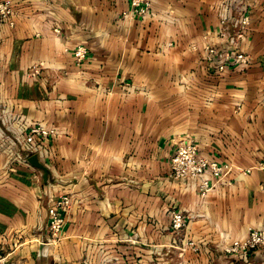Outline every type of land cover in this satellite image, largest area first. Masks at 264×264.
Returning a JSON list of instances; mask_svg holds the SVG:
<instances>
[{
	"label": "crops",
	"instance_id": "1",
	"mask_svg": "<svg viewBox=\"0 0 264 264\" xmlns=\"http://www.w3.org/2000/svg\"><path fill=\"white\" fill-rule=\"evenodd\" d=\"M7 1L15 23L0 22V101L20 122L58 134L47 175L28 164L0 171L5 262L145 264L153 252L178 254L186 239L204 248H189L198 262L264 264L259 251L220 253L264 227V0H245L250 64L222 73L208 68L203 48L205 35L221 41L224 0H153L134 16L130 0ZM79 45L88 48L81 63ZM188 138L232 165L205 196L170 173ZM62 193L72 198L65 235L50 244L47 206ZM171 209L186 212V228L173 230Z\"/></svg>",
	"mask_w": 264,
	"mask_h": 264
},
{
	"label": "built area",
	"instance_id": "2",
	"mask_svg": "<svg viewBox=\"0 0 264 264\" xmlns=\"http://www.w3.org/2000/svg\"><path fill=\"white\" fill-rule=\"evenodd\" d=\"M152 2L153 0H130V8L126 13L129 16L145 15L150 12ZM218 10L220 17L218 36L221 41L215 42L205 35L203 60L208 68L216 73H222L232 67L245 68L251 61L249 53L242 47V41L247 38L251 26L249 6L245 0H224ZM12 15L13 8L9 1H0V21L14 25ZM87 52L86 46H77L74 50L76 62L81 63ZM38 72L39 68H35L34 74ZM17 124L20 129L12 127L11 134L6 133L0 125V148L10 152L8 154L12 161L17 160L32 165L29 158L34 154L39 160L45 161L52 151L51 140L58 134L56 126L44 122L27 124L20 120ZM259 166L264 167V161ZM231 168L230 162L220 161L202 152L199 144L189 138L180 141L170 160L171 175L196 182L203 196L207 195L216 181ZM71 203V195L62 193L48 204L47 243L56 244L62 239ZM170 216L174 231H180L188 226V215L184 210L171 209ZM182 244L183 252L187 247H191L194 251H202V246L193 240L185 239ZM222 251L239 258H248L251 253L257 251L264 254V227L251 226L245 236L233 238L223 246ZM0 264H7L5 257L1 255Z\"/></svg>",
	"mask_w": 264,
	"mask_h": 264
},
{
	"label": "rangeland",
	"instance_id": "3",
	"mask_svg": "<svg viewBox=\"0 0 264 264\" xmlns=\"http://www.w3.org/2000/svg\"><path fill=\"white\" fill-rule=\"evenodd\" d=\"M2 1V0H0ZM9 3L12 5L13 8V4L9 1ZM0 22H6V21H0ZM1 41V40H0ZM1 44V43H0ZM3 63L2 60H0V77H1V71L3 69ZM34 73V71H33ZM37 74V73H35ZM40 75V77L42 78L43 76H41V72L38 73ZM13 109H11L10 105L0 101V125L4 128L5 132L8 134L12 133L13 128L11 126H9V123H15L17 124V121L19 120V116L17 114H14V112H12ZM5 119H8L6 122L4 121ZM0 153L3 154V161L0 167V171L2 172L3 170H6L5 172H14V170H18L19 167H23V166H27V163L24 162H20V161H12L9 158V151L3 150L0 148ZM41 161V160H40ZM43 162V161H41ZM20 167V168H21ZM3 174V173H2ZM65 235V232L63 233V237ZM62 237V238H63ZM183 244L181 242L180 245V249H179V253L177 254V252H173L172 250L164 253V254H157L154 253L153 250L151 252H153L152 254L154 255L153 259H151L150 262L145 263V264H206L205 262H198L193 260L192 256H189V248L187 247V249L183 252L182 250ZM204 250V248H202ZM191 250V249H190ZM212 251V250H211ZM210 251V252H211ZM196 252V251H194ZM201 252V251H200ZM205 252V251H204ZM210 252H208L210 254ZM220 253H224V252H220ZM158 257V258H156ZM217 264V263H215Z\"/></svg>",
	"mask_w": 264,
	"mask_h": 264
},
{
	"label": "water",
	"instance_id": "4",
	"mask_svg": "<svg viewBox=\"0 0 264 264\" xmlns=\"http://www.w3.org/2000/svg\"><path fill=\"white\" fill-rule=\"evenodd\" d=\"M29 161L30 163L33 165V166H36L42 170H44L45 174L47 175L48 174V169L46 167V165L41 162L38 158V156L36 154L32 155L30 158H29ZM45 175V176H46Z\"/></svg>",
	"mask_w": 264,
	"mask_h": 264
}]
</instances>
